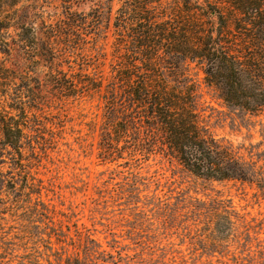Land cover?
I'll use <instances>...</instances> for the list:
<instances>
[{"label": "trees", "instance_id": "16d2710c", "mask_svg": "<svg viewBox=\"0 0 264 264\" xmlns=\"http://www.w3.org/2000/svg\"><path fill=\"white\" fill-rule=\"evenodd\" d=\"M119 3L109 57L95 37L87 38L98 30L91 12L68 10L50 25L51 35L65 45L47 47L51 67L42 81L31 75L18 79L0 65V216L26 223L25 238L46 242L50 250L52 238L69 239L72 251L61 246L63 253L55 249L49 254L55 264H99L107 254L91 233L76 229V238L70 237L60 211L42 199L52 181L49 177L46 185L38 167L56 145L70 105L80 117L87 116L88 108L89 129L98 131L97 157L115 165L107 178L108 201L114 204H129L140 188L159 183L157 174L142 173L155 163H176L184 172L214 181L249 180L254 173L250 163L201 125L187 66L200 65L229 109L249 113L264 108V0L208 3L204 11L215 19L202 33L193 0ZM8 26L0 19V32ZM22 27L34 43L33 29ZM1 42V51L8 52ZM62 60L68 71L59 69ZM24 248L1 264H42L40 251Z\"/></svg>", "mask_w": 264, "mask_h": 264}, {"label": "rangeland", "instance_id": "374dc122", "mask_svg": "<svg viewBox=\"0 0 264 264\" xmlns=\"http://www.w3.org/2000/svg\"><path fill=\"white\" fill-rule=\"evenodd\" d=\"M212 2L193 0L201 33L215 19L204 11ZM119 6V0H0V19L9 24L0 32V65L18 79L31 75L42 81L51 67L47 47L65 45L51 35L50 25L68 10L91 12L98 30L87 38L95 37L109 57L110 44L117 37L114 21ZM22 26L33 29L34 43ZM2 40L8 52L1 51ZM59 69L68 71V62L62 60ZM187 75L201 125L250 163L254 173L249 180L214 181L184 172L176 163H155L142 173L157 174L160 182L140 188L139 197L130 196L129 204H114L108 201L107 178L115 165L97 157L98 131L89 129L88 108L87 116L80 117L79 109L70 105L56 145L38 167L45 184L49 177L52 181L42 199L60 211L70 237L76 238L77 229L82 235L91 233L100 243L107 254L101 256L106 262L99 260V264H112L110 255L116 264H264V108L249 113L229 109L219 91L204 79L200 65L189 63ZM128 206L132 208L123 209ZM0 217L6 219L0 221V264L12 251L22 254L24 245L41 252L42 264H55L56 257L49 254L55 249L63 253L61 246L72 251L69 239L56 242L52 238L51 250L46 242L28 241L23 234L26 223L21 225L12 215Z\"/></svg>", "mask_w": 264, "mask_h": 264}]
</instances>
